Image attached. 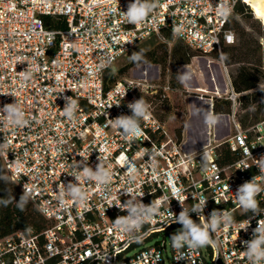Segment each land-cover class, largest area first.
<instances>
[{"label": "built area", "instance_id": "2783aa9c", "mask_svg": "<svg viewBox=\"0 0 264 264\" xmlns=\"http://www.w3.org/2000/svg\"><path fill=\"white\" fill-rule=\"evenodd\" d=\"M238 2L256 17L248 0H0V161L45 220L40 232L0 237V264H257L264 118L240 124L221 52L235 42L227 23ZM163 31L195 56L215 53L230 86V112L207 101L194 150L154 112L168 81L147 69L106 81L121 56ZM223 144L233 160L219 161Z\"/></svg>", "mask_w": 264, "mask_h": 264}, {"label": "rangeland", "instance_id": "374dc122", "mask_svg": "<svg viewBox=\"0 0 264 264\" xmlns=\"http://www.w3.org/2000/svg\"><path fill=\"white\" fill-rule=\"evenodd\" d=\"M249 3L251 4V2ZM232 15L233 20L239 21L246 30L258 39L260 52L264 57V38H262L264 24L257 19L259 15L255 13V17L249 6H247L244 14L233 13ZM176 43H179L182 49L185 48L194 55L191 56L188 63H182L174 68L172 49ZM134 58H137L138 61H134ZM226 67L231 80L235 65H226ZM142 69H147L149 78L156 83L161 85L168 81L171 85L172 91H170L166 100L163 102H158L157 99L154 100V112L166 121L169 128L176 129L181 126L185 136L187 124L193 120L195 114L200 112V125H204L207 101L210 98L213 100L215 97L224 99L226 92L230 90V86L226 82L227 76L223 64L215 53L204 57L195 56L193 51L187 49L181 42L173 40L172 37L165 36V39H162L154 35L137 43L129 52L116 61L111 71L115 75V80H119L138 77ZM198 87L206 88L209 91L200 93L195 90ZM216 87L218 88L217 93H214ZM258 87H264V84H260ZM199 96H202V99H198ZM193 103L195 106H192ZM252 110L253 108L248 109L250 119ZM245 112L239 106V114L243 116ZM226 121L225 117L218 120L215 127L218 139L224 138L228 133V128L225 125Z\"/></svg>", "mask_w": 264, "mask_h": 264}, {"label": "trees", "instance_id": "16d2710c", "mask_svg": "<svg viewBox=\"0 0 264 264\" xmlns=\"http://www.w3.org/2000/svg\"><path fill=\"white\" fill-rule=\"evenodd\" d=\"M247 5L238 2L235 6V14H244ZM249 11V10H248ZM249 14V13H248ZM47 27H54L63 22L51 16H44ZM227 27L235 33V42L232 44H222V58L226 65H235L231 74V84L234 91L240 93L238 103L240 109L246 112L243 116L239 114V121L242 126H247L261 118H264V87H258L264 84V57L260 52V44L244 26L237 20H233V15L228 19ZM168 38L172 36L162 32ZM264 38V35H262ZM179 43H176L172 49L173 67L177 68L182 63H188L193 53L182 49ZM138 61L137 58L133 59ZM106 81H115V75L111 68L107 70ZM250 90V91H249ZM251 111L249 118L248 109ZM213 113H229L231 102L228 99L213 98ZM180 134L182 127L176 128ZM219 161L226 162L233 160L235 155L229 152L226 145L219 147ZM45 226V220L38 212L35 205L23 193L21 188L5 174L0 161V237L10 234L18 229H31L34 232H40Z\"/></svg>", "mask_w": 264, "mask_h": 264}, {"label": "crops", "instance_id": "0c3cea01", "mask_svg": "<svg viewBox=\"0 0 264 264\" xmlns=\"http://www.w3.org/2000/svg\"><path fill=\"white\" fill-rule=\"evenodd\" d=\"M184 137L187 141L188 150H194L205 142L204 125H200V112L195 114L193 120L187 124L186 136L184 133Z\"/></svg>", "mask_w": 264, "mask_h": 264}, {"label": "bare ground", "instance_id": "6f19581e", "mask_svg": "<svg viewBox=\"0 0 264 264\" xmlns=\"http://www.w3.org/2000/svg\"><path fill=\"white\" fill-rule=\"evenodd\" d=\"M248 1L251 2V6H252L253 10L255 11V13L257 15H259V17H261L262 20H264V0H248ZM216 89H218V88L216 87ZM195 90H199V91H203V92H208L209 91L208 89L201 88V87L200 88H195ZM192 102H193V100H192ZM194 103H193L192 106H195Z\"/></svg>", "mask_w": 264, "mask_h": 264}, {"label": "clouds", "instance_id": "9594fccd", "mask_svg": "<svg viewBox=\"0 0 264 264\" xmlns=\"http://www.w3.org/2000/svg\"><path fill=\"white\" fill-rule=\"evenodd\" d=\"M142 14V13H140ZM148 116L145 117V119H147ZM121 159H125L123 156L121 157ZM194 231V239L197 240V241H200L201 243H203L204 241L207 240V236L205 233H202V232H196L195 230ZM90 254V253H89ZM261 259H264V252H260L258 255H257V264L258 262L261 260Z\"/></svg>", "mask_w": 264, "mask_h": 264}]
</instances>
